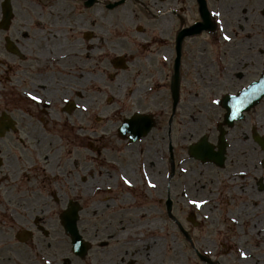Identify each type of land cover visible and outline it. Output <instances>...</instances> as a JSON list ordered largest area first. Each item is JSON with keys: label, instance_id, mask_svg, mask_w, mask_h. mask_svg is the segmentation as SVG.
<instances>
[{"label": "flooded vegetation", "instance_id": "1", "mask_svg": "<svg viewBox=\"0 0 264 264\" xmlns=\"http://www.w3.org/2000/svg\"><path fill=\"white\" fill-rule=\"evenodd\" d=\"M155 1L159 3H155L158 8L156 16L165 15V23H160V31H157L160 35H166V50L163 52L159 46L158 35L143 27L136 32L143 39L140 41L142 52L136 49L119 53L123 68L112 75L113 79L120 80L124 91L121 105L124 112L118 126L119 141L124 143L125 151L134 150L135 153L156 144H147L138 150L134 147L150 137L161 122L156 116L157 84L160 79L166 81L170 75L172 109L165 123L168 217L182 232L186 231L183 224L174 218L175 210L184 209L173 198V179L177 173L179 181L176 187L181 200L188 207V215L195 216V211L199 213L203 210L223 216L222 208L228 206L223 204L217 209L216 198L221 192L220 184H224L231 203L235 200L234 204L225 202L232 207L230 211L235 212L233 207L243 202L250 213V220H242V231L247 228V222L255 221L264 226V0ZM87 2L83 0L82 5L88 9L94 7L87 6ZM75 17L67 18L73 21L75 29L66 40L76 44V55L78 51L82 52L81 67L74 63L62 68L57 60L47 58L48 54L60 50V47L59 50L55 48L60 43H48L43 26L37 24L38 20L44 21L46 15L21 16L18 24L12 21L4 38L6 42H12L13 50L6 48L8 64L1 77L8 81L6 86L0 85V243L13 238L15 243L30 247L48 239L43 246H57L49 239V230L57 226L53 223L56 212H53L51 201L58 204L59 198L55 189L48 186V181H58L54 167L57 148L62 147L55 148L57 144L52 139L56 134L59 135L56 138L58 141L65 134L74 136L72 128L66 125L71 115L77 112L85 120L92 115L93 102H97L104 93L102 86L98 85L95 95L99 99H96L94 86L103 84L108 87V83L95 79L107 71L105 64L110 63V59L103 58V53L94 57V49L100 50V46L94 47L86 42L90 41L86 37L87 32L82 36L84 41L81 40L80 29L87 28L86 21L79 14ZM206 44L217 45V76L214 77L210 75V67L216 66V63L207 60L208 53L204 52ZM51 46L53 48L48 49ZM161 54L165 60L159 59ZM18 58L23 62L10 77L9 73L14 67L9 63ZM0 65L4 66V63ZM175 86L178 87L177 102L174 101ZM183 86L191 88L189 99L196 102L208 98L207 90L211 93L210 89H217V99L209 98L217 105L214 120L207 119L205 114L194 115L180 110ZM225 100L232 103L230 121L223 106ZM100 111V115H103L105 107ZM136 113L145 119L153 118L155 126L139 138H133V133L142 132L147 122L145 120L127 133L124 130L119 132V127ZM84 119L82 121L85 123ZM74 137L77 141V134ZM198 144L212 148L214 160L204 162L193 157L191 149ZM161 146L164 148L163 144ZM53 155L55 160L52 159ZM125 157L124 164L128 160ZM132 168L139 178L138 163H134ZM120 188L123 196L124 187ZM136 191L129 193L132 200V194L135 195ZM139 196L141 201H132L135 209H140L143 202L145 206L153 205L149 198L148 204L142 201L146 198L142 189ZM203 198L204 203L197 206L194 201ZM217 211L220 213L217 214ZM25 213L28 218L22 217ZM59 222L61 225L60 216ZM232 226L235 228V225ZM22 230L31 231L26 240L17 238ZM184 236L187 237L186 234ZM236 240V247L242 244L250 253L244 264H264V239L239 234ZM36 254L38 260L32 261L31 256L27 255L25 264H29L28 261L30 264H44L41 252L39 256L42 259ZM128 264H137V261L132 257ZM213 264L223 263L217 260Z\"/></svg>", "mask_w": 264, "mask_h": 264}, {"label": "rangeland", "instance_id": "2", "mask_svg": "<svg viewBox=\"0 0 264 264\" xmlns=\"http://www.w3.org/2000/svg\"><path fill=\"white\" fill-rule=\"evenodd\" d=\"M2 1L3 0H0V16ZM82 1L83 0H69L65 1L67 3L64 2L63 4L66 5V8L68 9V11H70V14H79L80 16L84 17L86 21L85 25L87 28H83L82 30L80 29V37L81 40L84 41V38H82V36L84 37L85 32L92 33L90 36V41L86 42L92 43L94 47L100 46V50L94 49V51H96L97 53L96 56H99L100 53H103V58L110 59L116 54L127 50L136 51L137 49L142 52L140 41H143V39L138 36L136 32H138L143 27H147L146 31L156 33L158 35L159 46L161 47L163 52L164 50H166L164 47L166 35H160V32L157 31V29L160 31V23H165V15H163L162 17L156 16V10H158V8L155 6V3H159L155 0H127L123 5L113 10L106 9L104 4L116 0H98V3H96L95 6L90 9L84 7L82 5ZM48 3V0H12L13 9L15 11V18H13V22L15 24H18L20 22L19 20H21V16L24 17L29 14L31 15L30 9L26 6L29 4H32L31 9L35 10L38 15L45 16V12L48 13L49 11L47 7ZM161 8L165 10L164 6H162ZM163 27L161 26V28L164 30L165 28ZM27 28L28 27H26V30ZM4 38L5 32L0 31V60L2 61L8 60L9 58V53L7 52L5 46L6 40ZM215 47H217V45L214 46L212 44H206L204 48V52L208 53L207 60L209 62L216 63V66L210 67V75L212 77L217 76V55ZM50 48L52 49L53 46L49 47L48 49ZM55 48L59 50V45H56ZM159 59L165 60V56L161 54L159 56ZM17 61L11 63L12 67L14 68H12L11 72L9 73L10 77H12L13 72L16 69H20V65L23 62V60L19 58ZM25 61L29 60L26 59ZM0 64L2 63L0 62ZM53 64L55 66H58V64H56L55 62H53ZM53 64L51 65L54 66ZM6 66L7 65H0V85L2 87L6 86L8 81L5 80V77L4 79L1 77L3 70L7 69ZM105 68L107 69V71H104L103 75L95 79V81L102 80L103 82L108 83V87H105L103 84H96L94 86V96L96 99H99L95 95L97 93L98 85L102 86V91L104 93L101 94V98L97 102H93L94 112L92 113V115H89L87 120L82 117L84 121H86L84 123L80 114H77L76 112L74 115L70 116L71 119L66 123L69 128H72L71 132L74 133V136L76 135L77 128H80V133L79 135H77L78 140L76 142L80 148L85 147L87 149V154L91 156L89 157L90 160L87 159V167L90 170L86 173L85 176H82L81 171L84 167L83 164H76L75 160H73V163L71 165L65 164L67 157L70 156L68 152L69 148H73L74 146H70L66 141V138L64 137H62L64 142L61 143L59 140L57 146H55V148L59 146L62 147L57 148V161L54 159V155L52 157V159L55 160L56 166L54 168L58 181L54 182L55 179H52L51 181H48V186L51 185L50 187L55 189V192L57 193L59 198V202L58 204H56L51 201L53 205L52 209H54L53 212H56L53 217V223L57 224V226L52 227L49 230V239L52 240V243L55 242L57 246L52 248L43 246L47 244L48 239H44V242H42L41 244H36L30 247L15 243L16 241L14 242L13 238H9L8 241L0 243V246L3 244L10 245L13 248L15 254H17L18 256H22V259H24L27 255H30L32 261H34L35 259L38 260L36 253H38V257L41 258L39 256L40 252L43 256L42 251L51 250L55 255L54 259L59 262L57 264H60L59 255L62 251V247L65 248L66 246V248L68 249V255L69 257H71L73 264H94L95 259H101V255L103 256L108 251H115V249L120 245V242H118L117 240H113L110 236L107 235V233L112 227H115L116 221H120L123 224L129 222L126 220H128L127 218L130 216L128 214H122L123 211H118L122 208H125V206L121 203L123 202L121 188L118 190H113L109 194V196L111 197L112 207L105 209L100 214L93 215L89 207V204L93 199H88L82 194H75L70 192V189L68 190V184L65 185L66 188L62 187L61 185V180L63 177L60 172H63L67 177L69 176L70 172L69 178H71L73 182L85 184L90 179L99 177L101 168L105 170L112 169V167L110 166V158L106 156L107 152L113 151L111 147L119 149V151L114 152L116 154L125 151L124 143H121V141H119L118 136V126L124 112L121 109L124 91L121 87L119 79H113L110 75L109 77H107L108 73L114 72V69L112 68L110 63L109 65L105 64ZM94 76H96V74H94ZM169 84L170 75L167 77L166 81L160 79V82L157 84L158 105L156 116L161 119V122L157 125L156 129L154 130L153 134L150 135V137L142 140L140 144H136L134 146L138 150L146 146L147 144H154L155 142L163 144L164 148H159V150H162L163 152V156L162 158H160V160L162 159V161L159 160V162L161 163V166L163 168V175L165 179L166 176H168V152L165 123L166 118H168L172 109L171 91ZM1 86L0 88H2ZM190 90L191 88L183 86L182 98L180 100L181 103L179 105L180 110H186L189 112V114L194 115L205 114L207 119L214 120V118L217 116V105L214 102L212 103L213 100L209 98L217 99V89H210L211 93H209L207 90L206 95L208 96V98L200 99L197 102L189 99ZM195 91H197V89H195ZM102 107H105V111L103 115H100L102 113V111H100ZM97 116H103L105 118L97 119ZM74 157H72V159H74ZM125 158V156L120 154L116 160L119 162V164H124L126 160ZM194 168H196V166H194ZM90 171L94 172L95 174H89ZM178 175L179 174L176 173V176L173 179V183L175 185V195L173 196V198L175 203L184 209H178V211L175 210L174 214L183 224L186 231H188V234L190 235L189 240L183 235L182 231L176 225V223L170 220L167 215V180L162 190H153V193H149L151 196V198L149 199L153 204L152 214L160 218L161 230H165V232H167L168 240H170V242H175L178 245L179 251L181 252L178 255V258L173 260L167 259L162 264H206L199 258L198 254L205 255L211 258L213 261L218 260L223 264H240V260L237 258L238 248L234 245L239 234L236 233V230L234 226L230 224V221H223L222 216L218 215V217L215 215L210 218V216H205L204 213H198L197 211H195V217L198 220L199 224L197 226H194L191 224L192 222L188 221V218L186 217L188 215L186 213V211H188V207L187 205H185V201L181 200L180 192L176 187L179 181ZM84 177L86 178L85 180ZM220 188L221 192L217 195L216 198L217 209L222 207L223 204L228 207L230 206L226 205L225 202L234 204L235 200L232 201L233 203H231V201L229 200V191L227 190L226 185L220 184ZM53 192L51 193L53 194ZM140 193L141 189H138L135 195L132 194V201H141L139 196ZM148 195H146L147 199L145 198L142 200L147 204ZM101 196H103V194L98 192L95 198H99ZM69 200H75L81 205L78 227L81 235L83 236V239L91 243L92 246L87 256L84 258L77 256L73 252L70 236L65 232L63 226L59 225V211L60 213L63 212V210L67 207ZM239 201L242 200L240 199ZM114 212H117L118 215ZM218 213L220 212L217 211V214ZM22 217L28 218L26 213ZM46 217H48V213H46ZM137 234L140 235L142 233L137 232ZM38 235H41V232H38ZM10 241L12 243H10ZM105 255L109 256L108 253H106ZM136 256L137 254L135 253V259ZM131 258H129L128 260H130ZM136 261L137 264H142L139 260L136 259ZM28 263L30 264V261H28Z\"/></svg>", "mask_w": 264, "mask_h": 264}, {"label": "bare ground", "instance_id": "3", "mask_svg": "<svg viewBox=\"0 0 264 264\" xmlns=\"http://www.w3.org/2000/svg\"><path fill=\"white\" fill-rule=\"evenodd\" d=\"M65 1L69 0H48L49 3L47 7L49 11L46 14L47 18L44 21L38 20L37 24L43 26L45 30V39L48 43H55V41L60 43V50L54 51L52 54L50 53L51 55L48 54L47 58L52 57L57 60L62 68H65L68 64L74 63L81 67L83 61L82 52L78 51V55H76V44L66 41V37L71 36L75 29L73 21L67 20V18L71 17L74 19L76 15L70 14L66 5L63 4ZM26 6L30 9L32 16H38L37 12L31 9L32 4ZM101 118L104 119L105 117ZM79 133L80 128L76 134L78 135ZM57 135L58 134L54 135L52 139L53 141L55 140V144L58 143L56 139L58 138ZM65 138L70 146H74H72L73 148H69L68 152L70 156L67 157L65 164L71 165L73 160H75L76 164H83L84 167L81 173L82 176H85L90 170L87 167V159L90 160L89 157L91 156L87 154V149L85 147L80 148L78 146L73 135L65 134ZM60 142H64L63 139H61ZM159 148H162L161 144L156 143L151 148L141 153H135L136 151L129 149L130 151H122L116 154L114 152L119 151V149L111 147L113 151L107 152L106 156L110 158V166L112 169L105 170L101 168L99 173L100 176L90 179L85 184L73 182V180L69 178L70 172L68 177L65 176L63 172H60L63 177L61 180L62 187L66 188L65 185L68 184V190L70 189V192L82 194L88 199H93L89 204L93 215L100 214L105 209L112 207L111 197L108 195L109 192L119 189L122 186L124 187L122 196L123 202L121 203L125 208L118 211H123L122 214H128L130 217H128L126 221L129 222L124 224L120 221L115 222L117 225L115 224V227H112L107 235L113 240L120 242V245L115 251L106 252L109 256H106L105 253L103 256L101 255V259H95L94 264H97L98 261V264H126L129 258H134L135 253L137 254L136 259L142 264H162L167 259L173 260L178 258V255L181 253L178 245L168 240L167 232L161 230L160 218L152 214L153 205L145 206L143 202L140 209H135V204L132 202L129 195L130 191L134 192L138 188L142 189L144 196L153 193V190H162L164 188L166 179L163 175L161 163L159 162L160 158L163 156V152L159 150ZM120 154L128 157L127 163L119 164L116 159ZM72 157H74V159H72ZM160 161H162V159ZM134 163H138L140 172L139 178L134 174L132 168ZM91 173L94 172L90 171L89 174ZM85 179L84 177V180ZM98 192L102 193L103 196L95 198ZM148 198H151L150 194ZM204 201L205 199L203 198L201 201L196 199L194 202L199 206L202 205ZM233 208L236 210L235 212L230 211L232 207H227L222 208L221 213L225 221H230L232 225H235L236 233L240 234V236H246L247 238L255 235L257 239H264V226L258 222H247V228L244 229V232L242 231V223H244L242 220L251 219L246 204L240 202L237 207ZM201 211L205 216H210V218L216 215L215 213L212 214L203 210ZM137 232H141L142 234L138 235ZM237 248V258L240 260V263L244 264L250 257V253L242 244H237ZM42 254L44 264H57V261L53 257L54 253L51 250L42 251ZM59 257L60 264H73L71 257L68 255L66 246L65 248L62 247ZM24 261L25 259H22V256L15 254L10 245L3 244L0 246V264H25ZM33 264H36V262H33Z\"/></svg>", "mask_w": 264, "mask_h": 264}, {"label": "water", "instance_id": "4", "mask_svg": "<svg viewBox=\"0 0 264 264\" xmlns=\"http://www.w3.org/2000/svg\"><path fill=\"white\" fill-rule=\"evenodd\" d=\"M115 5H110V7H114ZM3 6L5 21L7 22V20L11 16V7L9 4V0H6V3H4ZM78 209L79 208L77 204L71 202L69 209L62 215V222L65 226L66 231L72 235L75 251L80 255H84L87 252L89 245L83 242V239L77 229Z\"/></svg>", "mask_w": 264, "mask_h": 264}, {"label": "snow or ice", "instance_id": "5", "mask_svg": "<svg viewBox=\"0 0 264 264\" xmlns=\"http://www.w3.org/2000/svg\"><path fill=\"white\" fill-rule=\"evenodd\" d=\"M31 95V94H30ZM33 99H37V97H32Z\"/></svg>", "mask_w": 264, "mask_h": 264}]
</instances>
